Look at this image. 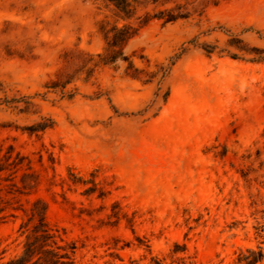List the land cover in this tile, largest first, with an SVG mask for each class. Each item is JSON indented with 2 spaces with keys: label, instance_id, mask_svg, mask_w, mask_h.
I'll list each match as a JSON object with an SVG mask.
<instances>
[{
  "label": "rangeland",
  "instance_id": "rangeland-1",
  "mask_svg": "<svg viewBox=\"0 0 264 264\" xmlns=\"http://www.w3.org/2000/svg\"><path fill=\"white\" fill-rule=\"evenodd\" d=\"M133 9L0 0V264L43 213L73 264L264 253V0Z\"/></svg>",
  "mask_w": 264,
  "mask_h": 264
},
{
  "label": "trees",
  "instance_id": "trees-1",
  "mask_svg": "<svg viewBox=\"0 0 264 264\" xmlns=\"http://www.w3.org/2000/svg\"><path fill=\"white\" fill-rule=\"evenodd\" d=\"M104 1L113 5L120 19L123 21L131 20L134 17L133 4L138 3V0ZM157 2L158 0H154V3ZM173 21L172 18H169L166 22ZM112 31L113 35L110 41L108 33L106 34V54L99 55L98 57L104 65L128 63L129 67H132V63L123 55L122 51L120 49L117 50L125 41L132 37L130 28L126 26L121 29L114 27ZM128 75L132 79H139L138 76L133 74ZM34 218L35 216L32 214V219ZM22 228L23 225H21L20 230ZM59 242L63 243V245H60ZM75 253L76 245L66 242L61 237L59 230L52 228L47 223L45 213H43L37 218L30 234L26 235L21 253L1 264H73L72 258L75 256ZM263 260V250L261 247H257V251L246 249L244 252H240L237 258V264H261Z\"/></svg>",
  "mask_w": 264,
  "mask_h": 264
}]
</instances>
